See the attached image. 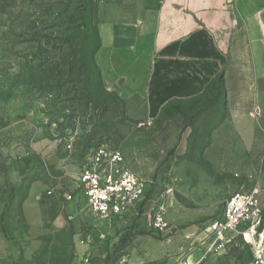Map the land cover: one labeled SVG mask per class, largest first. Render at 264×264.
Masks as SVG:
<instances>
[{"label": "rangeland", "instance_id": "rangeland-1", "mask_svg": "<svg viewBox=\"0 0 264 264\" xmlns=\"http://www.w3.org/2000/svg\"><path fill=\"white\" fill-rule=\"evenodd\" d=\"M159 1L97 0L84 6L80 0H0V264H45L27 242L20 203L28 188L53 189L59 163L49 167L51 157L80 168L91 148L101 145L121 152L146 183L148 207L167 188L174 191L169 229L156 234L142 220L132 230L116 231L108 264L136 246L147 248L158 263L171 254L183 260L197 252L200 264H247V247L239 239L202 256L225 201L264 186V0H245L249 11L236 14L235 42L249 38V51H234L236 61L251 54L244 74L249 98L235 96L228 106L210 83L199 98L152 111L147 99L128 96L123 82L117 83L129 67L118 68L111 87L104 84L101 68L108 59L97 33L104 23L145 20ZM142 38L115 60L149 58Z\"/></svg>", "mask_w": 264, "mask_h": 264}, {"label": "crops", "instance_id": "crops-1", "mask_svg": "<svg viewBox=\"0 0 264 264\" xmlns=\"http://www.w3.org/2000/svg\"><path fill=\"white\" fill-rule=\"evenodd\" d=\"M244 4L245 0H160L143 21L101 24L100 51L108 59L101 68L104 84L111 87L118 68L129 67L117 78L120 84L123 82V92L147 99L153 111L175 100L201 97L222 70L227 105L235 96L249 98L252 89L249 77L244 74L250 69L251 54L243 53L237 61L234 55L236 47L242 52L250 50L248 37L246 41L241 38L244 41L235 42L236 14L250 9ZM143 36L149 58L115 60L125 47L136 49ZM261 62L259 57L258 65ZM240 105L245 107L247 102ZM52 158L56 162L49 167L59 163L53 189L28 188L19 206L27 242L34 245L38 253L35 257H43L45 264H108V250L118 240L116 231L139 226L142 220L147 222V206L119 219L95 220L77 185L80 168ZM137 247H131L111 264H187L190 260L198 263L201 256L194 252L182 260L175 253L158 263L147 248Z\"/></svg>", "mask_w": 264, "mask_h": 264}, {"label": "built area", "instance_id": "built-area-1", "mask_svg": "<svg viewBox=\"0 0 264 264\" xmlns=\"http://www.w3.org/2000/svg\"><path fill=\"white\" fill-rule=\"evenodd\" d=\"M77 185L95 220L119 219L146 205L148 229L156 234L169 229L167 212L173 205V189L167 188L148 207L146 183L130 170L118 150L107 145L91 149L80 167ZM209 232L204 256L239 239L247 247V264H264V186L257 185L248 192L230 196L225 201L221 220L211 224Z\"/></svg>", "mask_w": 264, "mask_h": 264}, {"label": "trees", "instance_id": "trees-1", "mask_svg": "<svg viewBox=\"0 0 264 264\" xmlns=\"http://www.w3.org/2000/svg\"><path fill=\"white\" fill-rule=\"evenodd\" d=\"M92 1H97V0H80V4L82 5H88V4H90ZM98 34V36H99V32L97 33ZM99 41H100V36H99ZM100 48V43L98 44V46H97V50ZM96 50V51H97ZM95 54V53H94ZM94 54L92 55V57H94ZM91 57V64H92V66H93V68L95 67L94 66V59ZM211 84L212 85H214L217 89H219L220 90V92H221V94H222V99H223V101L225 102L226 101V98H225V85H224V76H223V74L222 73H220V74H218L213 80H212V82H211ZM91 149H93V148H91ZM136 226L135 225H132L131 227H130V229L132 230V229H134ZM129 229V230H130ZM129 230L126 232V233H124L123 234V236L121 237V239H120V241H119V246L120 247H123V245H124V243H125V241H126V239H127V233H129Z\"/></svg>", "mask_w": 264, "mask_h": 264}, {"label": "water", "instance_id": "water-1", "mask_svg": "<svg viewBox=\"0 0 264 264\" xmlns=\"http://www.w3.org/2000/svg\"><path fill=\"white\" fill-rule=\"evenodd\" d=\"M120 83H121V80H119L118 84H120ZM55 162H56V158H52L51 160L48 161V165L52 166V165H54Z\"/></svg>", "mask_w": 264, "mask_h": 264}, {"label": "bare ground", "instance_id": "bare-ground-1", "mask_svg": "<svg viewBox=\"0 0 264 264\" xmlns=\"http://www.w3.org/2000/svg\"><path fill=\"white\" fill-rule=\"evenodd\" d=\"M188 263H189V264H191V263H192V261L190 260ZM188 263H187V264H188Z\"/></svg>", "mask_w": 264, "mask_h": 264}]
</instances>
